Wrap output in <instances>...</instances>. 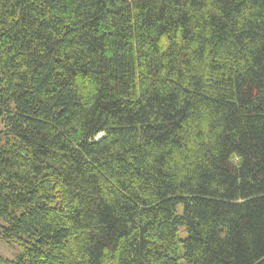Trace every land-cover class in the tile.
I'll return each instance as SVG.
<instances>
[{
  "label": "trees",
  "instance_id": "obj_1",
  "mask_svg": "<svg viewBox=\"0 0 264 264\" xmlns=\"http://www.w3.org/2000/svg\"><path fill=\"white\" fill-rule=\"evenodd\" d=\"M0 238L264 264V0H0Z\"/></svg>",
  "mask_w": 264,
  "mask_h": 264
},
{
  "label": "rangeland",
  "instance_id": "obj_2",
  "mask_svg": "<svg viewBox=\"0 0 264 264\" xmlns=\"http://www.w3.org/2000/svg\"><path fill=\"white\" fill-rule=\"evenodd\" d=\"M179 212H180V210H179ZM178 236H179L180 240L185 239L186 232H185L184 227L179 228ZM180 245L182 246L181 243H180ZM20 252H21V250L17 246L6 244L0 238V257L3 260L13 261L20 254Z\"/></svg>",
  "mask_w": 264,
  "mask_h": 264
},
{
  "label": "water",
  "instance_id": "obj_3",
  "mask_svg": "<svg viewBox=\"0 0 264 264\" xmlns=\"http://www.w3.org/2000/svg\"><path fill=\"white\" fill-rule=\"evenodd\" d=\"M103 137H104L103 134H99V135L96 137L95 141H96V142H97V141H100Z\"/></svg>",
  "mask_w": 264,
  "mask_h": 264
}]
</instances>
